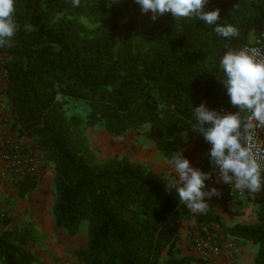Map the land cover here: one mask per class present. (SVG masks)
<instances>
[{"label":"trees","instance_id":"obj_1","mask_svg":"<svg viewBox=\"0 0 264 264\" xmlns=\"http://www.w3.org/2000/svg\"><path fill=\"white\" fill-rule=\"evenodd\" d=\"M215 9L217 23L233 25L238 37L225 39L215 25L174 20L171 13L148 23L134 0H80L79 7L72 0H15L13 46L0 47L6 125L53 166L55 227L73 237L88 223V245L77 252L82 264L201 261L181 255L180 228L195 218L200 235L211 230L220 224L213 208L231 197L219 191L206 199L205 213H191L175 189L166 188L175 174L127 157L98 161L86 131L100 127L112 137L136 132L167 161L195 145L203 150L195 167L212 172L205 155L211 145L192 132L193 107L238 110L220 82L219 59L251 44L264 28V0H208L205 11ZM181 132L186 141L178 139ZM38 180L32 175L13 183L17 197L28 198ZM242 197L257 205L258 222L223 232L256 245L252 264H264V187ZM4 214L0 264H37L32 231L11 226Z\"/></svg>","mask_w":264,"mask_h":264},{"label":"clouds","instance_id":"obj_2","mask_svg":"<svg viewBox=\"0 0 264 264\" xmlns=\"http://www.w3.org/2000/svg\"><path fill=\"white\" fill-rule=\"evenodd\" d=\"M142 13L151 12L155 21L165 13L174 20L197 19L225 39L239 36V30L231 24L220 25V10L205 11L208 0H134ZM74 7L80 0H72ZM15 0H0V47H12L18 25L14 20ZM224 73L220 81L226 89L229 103L238 108L234 113H218L203 103L193 107L196 123L192 132L199 134L211 147L205 154L212 172L218 176L216 183L223 182L238 191L257 194L264 187V153L257 146V129H264V50L244 47L229 49L219 59ZM205 125H209L205 127ZM180 135L187 140V132ZM168 164L176 173L166 188L175 189L179 202L194 214L205 213L209 207L206 198L219 196L216 188L205 190V181L211 172L201 171L190 165L181 151L174 152Z\"/></svg>","mask_w":264,"mask_h":264},{"label":"crops","instance_id":"obj_3","mask_svg":"<svg viewBox=\"0 0 264 264\" xmlns=\"http://www.w3.org/2000/svg\"><path fill=\"white\" fill-rule=\"evenodd\" d=\"M3 112L4 110L0 108V134L7 132L10 140L14 144L27 143L25 140L18 139L10 132L9 127L6 125L8 115L6 112L3 114ZM178 139L182 140L183 137L179 134ZM192 152L198 155L192 157L190 155ZM202 153L203 150L201 148L195 145H190L182 152V155L184 157L187 155L185 158L189 160L190 165L193 163L191 160L194 158L196 165L199 162ZM2 166L3 162L0 152V171ZM167 169L169 172L176 175L170 165ZM8 182L11 183L13 187L11 189L12 192L9 194L10 199L0 205V211L6 213L7 217L10 219L11 226L26 225L30 228L34 237L30 249L38 260L37 264H82L79 261L77 252L78 250L85 249L88 245L86 233L79 230L77 235L70 237L55 227L51 213L54 203L52 164H47L46 168L41 172L36 190L31 193L28 198L19 199L17 197L16 189L13 186V183L16 182ZM211 188L206 189V191ZM216 189L222 191L218 188ZM4 197L7 196L4 194ZM236 200L225 201L221 203V205L213 208V213L219 217L220 224L212 225L211 231L222 241L233 240L232 238L225 236L223 228H230L236 224H255L258 222L257 205L252 202H236ZM188 224L189 228L187 227ZM3 228V224L0 223V230ZM199 235L200 232L195 218L182 224L180 228L181 242L179 245L182 256L194 260L198 259L190 242L198 238ZM235 241L238 244L239 252L233 260H231L227 254H221L212 260L199 259L201 261L196 260L191 262V264H252L257 251L256 245L250 242Z\"/></svg>","mask_w":264,"mask_h":264},{"label":"built area","instance_id":"obj_4","mask_svg":"<svg viewBox=\"0 0 264 264\" xmlns=\"http://www.w3.org/2000/svg\"><path fill=\"white\" fill-rule=\"evenodd\" d=\"M244 47H255L264 50V28L255 35V39L251 44L244 45L241 48ZM6 77V70L0 66L1 90L6 84ZM0 108L2 110L5 108L3 102H1ZM217 112L221 114L234 113L223 107H218ZM256 135L257 146L261 152L264 153V129H257ZM0 152L3 162L1 175L8 181L18 182L26 176H39L48 164L46 159L37 150H34L28 143H12L7 132L0 134ZM211 173L212 178L205 181V190L211 187L218 188L227 193L232 200H236L243 196V192L232 189L228 184L223 182L216 183L215 181L218 180V176L215 172ZM263 174L264 171H262V175ZM4 217V212L0 211V219ZM192 248L198 259L201 260H212L221 254H227V256L233 260L239 252L238 244L234 239L231 241H222L215 233L208 229L204 230L202 235H199L198 238L194 239Z\"/></svg>","mask_w":264,"mask_h":264},{"label":"rangeland","instance_id":"obj_5","mask_svg":"<svg viewBox=\"0 0 264 264\" xmlns=\"http://www.w3.org/2000/svg\"><path fill=\"white\" fill-rule=\"evenodd\" d=\"M148 23H152V13L149 11L144 13ZM255 36L252 37L251 43L254 41ZM3 59L0 57V62ZM1 102L5 105L3 93L0 89ZM6 112V105L3 109ZM3 112V114H4ZM1 121V120H0ZM3 122V121H2ZM86 136L90 142L92 150H94L98 161H104L110 157H127L131 161L139 162L148 165L151 169L156 172L169 171L167 160L160 154L151 141L145 137L138 135L136 132H130L122 137H112L106 133V131L100 127H91L87 129ZM198 153V151H197ZM192 157L198 154L194 152L190 153ZM187 157V155H185ZM193 163L192 167L196 168L194 158L191 160ZM2 170L0 171V205L7 202L10 199V192H12V185L6 179L2 177ZM4 194L7 197H4ZM12 194V193H11ZM243 201V197H240L236 202ZM87 222H83L80 226L81 232H87ZM189 228V224L187 225ZM257 247V246H256Z\"/></svg>","mask_w":264,"mask_h":264}]
</instances>
